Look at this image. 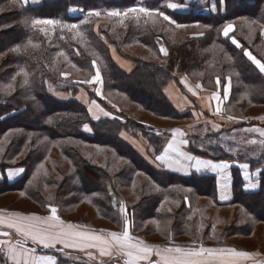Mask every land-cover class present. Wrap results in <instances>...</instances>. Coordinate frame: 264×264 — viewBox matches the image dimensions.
Segmentation results:
<instances>
[{
  "label": "trees",
  "instance_id": "obj_1",
  "mask_svg": "<svg viewBox=\"0 0 264 264\" xmlns=\"http://www.w3.org/2000/svg\"><path fill=\"white\" fill-rule=\"evenodd\" d=\"M172 1L45 0L36 6H23L20 0H0V10L5 9L4 13H0V54L2 52L9 54L5 63L0 66V141L9 137V147L0 157V169H24V174L18 180L11 183L1 182L0 193L17 192L42 207H46V204L52 205L53 200L57 205L69 210V207L77 202L79 194H84L83 187L92 186L91 190H85L88 191L86 197L92 199L95 194L100 193L97 198L92 199V202L90 199V204L96 207L98 216L114 225H119L120 216L108 206L104 195L105 190L98 189V187L103 181L109 182L106 184L109 186L115 183L116 187V180L121 181L120 178H129L126 174L116 177L108 171L88 164L80 153L68 144L69 140L77 139L86 144L115 149L117 153L123 155L122 158L131 164L132 171L136 173L141 172L147 176L146 172H152V174L150 173L152 176L149 178L157 188V192L147 194V196L144 194L141 204L133 206L132 215L140 219L147 218L143 216H148L156 221L170 219V226L162 233L163 236L172 234V237L176 238L182 235L191 237L198 243L227 246L229 244L227 237L249 234L252 231L253 224L251 222L241 226H230L223 230H213L211 223L206 219L205 210L203 213L193 214L195 219L191 221L194 207L191 199L186 196V192L206 197L216 207L223 206L216 201L215 178L212 175L197 174L180 176L153 169L130 145L117 137L118 132L127 130L131 134L136 131L142 132L145 135L148 149H151L155 155H159L165 141L151 135V132L148 135L145 128L132 120L129 115L123 112L125 120L130 121L125 125L117 122H100L94 125V136L88 137L77 131L79 121L77 115H72L81 112V109L73 102L61 103L45 91V83L56 84L60 81L61 70L67 66L86 72L90 71L91 62L96 61L104 85H110L111 89L115 87L118 93L153 115L178 120L181 123L184 115L177 117L173 108L164 100L162 90L170 81H173L175 74L188 76L193 69H197L203 74L205 70L203 64L208 62L207 65H210V68L206 70L209 78L213 80L217 76L225 79L227 76H223L219 72L225 71L226 73L228 70H232L236 75L233 79L236 83L251 84L242 85L241 88L237 87L235 89L236 96L246 95L254 105L264 106V85H255L261 81L264 82V78L243 55V49H247L258 59L264 61V54H258L255 49L258 42H263L261 30L255 31V39L252 40L251 45L243 38L246 34L252 37L246 29V25L251 22L264 29V0H214L217 5L216 12H203L196 5H192L186 12L171 13L166 6ZM180 1L183 0L177 2ZM138 4L153 11L167 12V15L176 24L193 25L197 23L206 27L207 30L201 33V37L185 39L178 44V42L171 43L163 34L165 25H148L139 12L135 13V24L128 29L125 36L114 33L113 26L110 24L113 23L112 20L110 22L100 19L108 12H122L132 7L140 8ZM74 10H80V14L75 15ZM93 12L99 13V15H89ZM34 19H49L61 23L42 31L32 26L31 21ZM228 23H233L232 35L240 42L241 48L235 47L230 40L222 36V28ZM66 24H75L78 27L69 29L62 26ZM168 26L170 29L173 28ZM139 34L142 38L138 36ZM155 37L166 45L167 57H161L155 49L156 45L153 42ZM133 42L153 49L154 55L160 63L146 61L128 52L126 46ZM206 45L211 46L213 50L208 56H201L200 50ZM109 47L115 48L123 57L132 60L133 69L124 72L115 67ZM13 49L18 50L13 51ZM224 56L230 59V63L223 62ZM25 73H27L25 79L27 78L28 85H20L17 92L15 91L11 95L3 93L4 83L7 84L8 81L11 83L16 74ZM244 86L251 87L245 89ZM253 87H256L257 90H253ZM258 88H260V92H258ZM142 97H145L146 100ZM244 126L245 124H239L236 127L240 129ZM129 127L136 130L132 132ZM223 134L225 133L220 134V139L224 141L226 137H221ZM32 135L36 138L45 136L69 160L73 169L63 189L51 196L53 197L51 200L49 198L46 200L41 190L33 188L36 163L42 156L40 151L32 147L25 157L20 158L25 144ZM159 140L160 143H158ZM157 143L158 148L156 147ZM224 149V147H220L219 153L211 150L212 154L219 156H212L207 150L199 151V149L195 150V155L214 160H230L231 157L227 155V151L223 152ZM20 150L22 151L19 152ZM16 158H19V161L12 163ZM232 173L233 201L226 207L238 205L243 210L240 218L248 215L255 221L264 223V170L261 187L255 193L244 192L238 171L234 170ZM45 183L50 187L53 182L51 178H48ZM112 188L115 191L113 185ZM186 199H188L189 206ZM163 202L172 205L177 203L179 210L171 216V213L161 208ZM136 224L133 225V229Z\"/></svg>",
  "mask_w": 264,
  "mask_h": 264
},
{
  "label": "rangeland",
  "instance_id": "obj_2",
  "mask_svg": "<svg viewBox=\"0 0 264 264\" xmlns=\"http://www.w3.org/2000/svg\"><path fill=\"white\" fill-rule=\"evenodd\" d=\"M23 6L25 5L24 0H20ZM43 2V1H42ZM173 2V1H172ZM172 2H169L172 3ZM194 2V5L199 7L203 12L205 10L209 12V9H213V5H215L217 11V5L214 0H183L180 1L179 5L180 10H183L184 7L182 5L186 4V7H189ZM139 5V4H138ZM143 7V5H139ZM207 6L210 8H207ZM167 10L171 13L178 11V6L174 9L169 8L167 4ZM145 8V7H144ZM189 9V8H188ZM187 9V10H188ZM128 10V9H127ZM125 10V11H127ZM150 10V9H149ZM122 11L121 13L125 12ZM153 11V10H151ZM215 11V12H216ZM5 9H1L0 13H4ZM113 12V11H112ZM119 12V11H116ZM138 13V12H137ZM153 13H162L160 10H154ZM167 15V12L163 13ZM135 13H129L127 16H108L103 15L100 19L104 21H113V31L117 33L119 36H125L128 32V29L131 28L135 24ZM140 15H143L140 13ZM168 16V15H167ZM120 19H118V18ZM146 23L148 25L155 24L159 26H163V34L166 35L167 39L171 43L174 42H182L185 39H193L196 37H201V33L207 30L206 27H202L199 24L193 25H184L185 27H177L176 22H174L171 17L170 20L172 23L163 20L162 16L153 15V16H144ZM245 22V21H243ZM252 23V24H251ZM250 24L246 25V29L252 35H244L243 38L251 45L255 38V31L261 30V36L263 42H258L255 46L257 49L258 54H264V29H261L258 24L251 22ZM233 24V23H232ZM172 26V30L169 26ZM180 25V24H179ZM234 26V25H233ZM35 28H39L42 31L48 30L51 28V25H36ZM233 33V32H232ZM232 33L230 34L231 36ZM152 34V33H150ZM149 34V35H150ZM140 38L141 35H138ZM223 36V35H222ZM251 37V38H249ZM133 41V40H132ZM153 42L156 45L157 52L161 57H167L168 50L166 45L163 44L162 40L157 39L156 37L153 38ZM231 42V40H230ZM235 46V45H234ZM253 46V47H254ZM236 47V46H235ZM161 48H164L167 52V55H164L161 52ZM128 52L134 54L137 57H140L146 61H151L155 63H160L159 60L154 55V50L149 49V47L142 46L138 43H131L130 45L126 46ZM110 56L113 61L115 67L123 70L124 72H129L133 69L134 63L132 60H128L123 57L117 50L112 47H109ZM213 48L209 45H206L204 48L200 50L201 56H208L210 51ZM128 54V53H127ZM9 54L6 52H2L0 54V66L5 63V60L9 57ZM93 62H95V67L93 66ZM223 62L230 63V59L227 56H224ZM208 63V62H207ZM204 62V71L203 74L199 72L197 69H193L188 76H178L175 74L173 81H170L162 90V96L164 100L173 108L174 112L178 116L184 115L183 120L179 123L178 120L174 119H165L159 117L157 115H153L150 112H147L146 109L140 107L139 105L130 101L126 96L117 92L116 88H110V85H104L103 78L101 82H93L94 77L96 74L97 68L100 70L99 65L96 61L91 62V69L90 71H80L72 66H67L65 69L61 70L60 74V81L56 84H49L48 82L45 83V91L50 95L53 96L57 101L61 103H75L80 109L81 112L73 113L72 115H77V120L79 124L77 126V131L84 134L85 136L92 137L94 136L95 128L94 125H97L100 122H108L113 123L117 122L121 125L127 124L128 120H125L124 113L129 115L132 120H135L139 125L145 128L146 133L151 134L153 136H157L166 142L169 137H171V133L176 130L180 129L185 135L180 136L182 140H191L189 143L190 146L197 147L199 151L207 150L212 156H219L212 154L211 150L219 153L220 147H224V151L228 156L232 158L239 155V152H242L244 155V160L257 157L256 154L258 150H253V145H257L261 150L264 149V140L263 138H258L257 136H261L260 133L262 130H255L251 127V124L245 123V126L248 128L238 129V126L241 122L234 124V121H240L246 116H250V118L258 119L257 117L260 115H264V106H257L251 103L248 99V96L240 95L236 96L235 89L238 87L241 88L242 85H251L236 83L233 79H235L236 75L235 72L232 70H228L226 73L225 71L219 72L223 76H227L225 79L223 77H219L221 81V86L218 87L216 84V78H209L208 71L206 69L210 68V65H207ZM251 63V61H250ZM252 64V63H251ZM253 65V64H252ZM255 67V65H253ZM255 69H257L255 67ZM258 70V69H257ZM259 71V70H258ZM101 73V71H100ZM260 73V72H259ZM261 74V73H260ZM210 75V74H209ZM264 78V74H261ZM102 77V75H101ZM231 81L230 84V92L228 94V102L225 103L223 106L222 117H227L228 125L227 129H220L219 124V116L218 117H211L206 112L202 111V106L199 103V99L205 102L207 107L210 108L211 105L216 103L215 100L216 96L221 95L223 96V87L227 85L228 81ZM25 75L24 74H16L13 78V81L10 83L9 81L3 84V93L7 95L13 94L15 91L20 88V85H28L24 83ZM183 81V82H182ZM174 83L175 85H172ZM186 83V84H185ZM11 85L9 88L8 86ZM197 85L199 87H197ZM255 85H264V82H260L259 84ZM243 87V86H242ZM245 89L250 88L251 86H244ZM192 89V91H189ZM253 90H257L256 87H253ZM100 92V95L97 92ZM258 92H260V88H258ZM264 97V95H263ZM145 99V97H142ZM143 99V100H144ZM212 99V100H210ZM233 99V100H232ZM146 100V99H145ZM144 100V101H145ZM243 101V103H242ZM218 102V101H217ZM242 103V104H241ZM180 106V108H178ZM101 109L103 111H101ZM107 112L109 115L105 116L104 113ZM124 112V113H123ZM229 117H233L234 119L229 120ZM225 122L222 121V125ZM250 122V121H249ZM243 123V122H242ZM244 124V123H243ZM85 125L88 126L90 131L85 130ZM215 126V127H214ZM188 127H190L189 130ZM131 131H135L133 127H129ZM185 131H183V130ZM222 130H225L222 131ZM128 131V130H127ZM127 131H123L121 133L118 132L117 137L128 145L131 144L124 138V135L130 136L131 138H138L142 141L145 140V135L140 132L136 131L133 134ZM151 132V133H150ZM224 132L226 134V140L220 139V134ZM243 132V134H239ZM260 132V133H259ZM157 133H160L159 135ZM259 133V134H258ZM148 134V135H149ZM188 136V138L184 139L182 137ZM210 135H212L210 137ZM9 137L4 138L0 141V157L6 152L9 147ZM148 138V137H147ZM255 140L256 143L253 144L251 141ZM161 141L159 140L158 143ZM158 143L156 147L158 148ZM259 143V144H258ZM69 145H72L74 149L80 153V155L87 161L88 164L93 165L94 167L100 168L104 171H108L112 175L116 177L126 174L128 178H120L121 181H117V185L115 187V183L112 184L115 191L112 188V185H106L107 181H103L101 185H99L98 189H104V195L107 199L108 206L112 208L115 213H118L120 216V224L114 225L108 221L101 219L97 214L96 207L90 204V197H86L88 191L86 189L92 188V186H84V194L80 195L77 198V202L69 207V210L66 208L61 207V205H57L56 202H53L52 205L46 204V207L39 206L37 203L33 202L32 200L28 199L27 196H23L18 194L17 192L11 193H0V208L6 210H14L20 211L24 214H34L36 216H45L48 215L50 212L48 211L49 206H55L58 208V216L65 224H73L77 226V231H84L87 233H110V232H117L120 233L123 230L124 224V216L121 213V206H126L127 209V218L130 222V234L135 237L143 240L148 245L159 246V247H166L172 245H178L182 247H192L194 244L199 245H213L210 243L204 244L201 242H197L191 239V237H184L180 235L176 238L172 237V234L164 235L162 233L170 226V219L156 221L155 219H151L148 216H143L147 218H135L132 214V208L135 205H140L144 194H152L157 192L155 185L150 180V173H147V176L141 172H134L132 171L131 164L122 158L121 154L117 153L115 149H111L108 147H100L92 144H86L81 142L77 139H71L68 141ZM165 145V144H164ZM163 145V147H164ZM188 145V144H187ZM39 150L41 153V158L37 161L35 172L33 174V188L35 190H41L42 194L46 198V200L53 196L55 193L63 189L64 184L67 182V178L73 172L71 167V163L67 160L62 154L61 151L54 145H52L49 140L45 136H40L38 138L34 137L33 135L29 139V141L25 144L23 151L21 152L20 158L25 157L26 154L29 152L30 149ZM133 148V146H131ZM240 148V149H238ZM243 148V151H242ZM134 149V148H133ZM135 150V149H134ZM163 150V148H162ZM159 153V155L162 153ZM136 151V150H135ZM137 152V151H136ZM138 153V152H137ZM139 154V153H138ZM140 155V154H139ZM149 155L153 158L156 157L151 149H149ZM141 156V155H140ZM261 163H264V156L261 153L260 155ZM19 161V158L13 160L12 163ZM153 169L159 172H168L172 174H177L180 176H188L182 175L177 172H174L170 169L155 167L151 163L148 162ZM11 169V168H7ZM7 169H0V173L5 177V171ZM0 174V175H1ZM1 175V176H2ZM22 177V176H21ZM51 178L52 184L50 187L46 185L45 180ZM3 181H6L4 178ZM2 181V182H3ZM1 183V181H0ZM125 184V185H124ZM186 192V190H185ZM97 193V192H96ZM100 194V193H98ZM95 194L93 198H97L99 195ZM186 196L191 199V203L193 205L194 211H192V215L190 220L193 221V214H198V212H202L205 210L206 219L211 223L213 230H223L230 226H241L251 222L252 231L249 234L243 235H231L227 237V242L229 243L228 246H232L234 248L239 247L246 248L244 250H251L256 255H261L263 257L264 252V223L257 222L253 218L248 215H244V218H240L241 212H243L242 207L238 205L234 206H221L216 207L211 201H209L206 197L196 196L195 194H190L186 192ZM67 197V196H66ZM53 198V197H52ZM92 198V199H93ZM91 199V202H92ZM189 199V200H190ZM47 202V201H46ZM186 203L188 204V199H186ZM43 205V204H42ZM161 208L167 210L171 213V216L179 210V206L177 203L172 205L170 203L163 202L161 204ZM8 210V211H9ZM238 216V217H237ZM142 220V221H141ZM136 227L133 229V225ZM214 242V241H213ZM192 246H191V245ZM190 245V246H188ZM28 246V244H27ZM198 246V245H197ZM217 245L214 244V247ZM29 247V246H28ZM224 247V246H219ZM254 247V249L252 248ZM42 248V247H39ZM59 248V246H58ZM44 249V248H43ZM39 249H37L38 251ZM41 251V250H40ZM45 253H40V255H51L54 256L57 260V264H117L115 259H112L108 256L100 257L99 251L97 249H86V250H78L73 248L63 249L62 251H58L57 249H49L44 250ZM250 251V252H251ZM89 253H91L92 257L95 259H90ZM0 264H7V262L0 257ZM120 264H123V258H121Z\"/></svg>",
  "mask_w": 264,
  "mask_h": 264
},
{
  "label": "snow or ice",
  "instance_id": "obj_3",
  "mask_svg": "<svg viewBox=\"0 0 264 264\" xmlns=\"http://www.w3.org/2000/svg\"><path fill=\"white\" fill-rule=\"evenodd\" d=\"M177 5L170 3L169 8H175ZM215 5H213V9ZM142 13L144 16L159 15L163 20L172 23L170 18L163 13H153V11L140 7H132L127 11L121 12H108V16H127L129 13ZM89 15H99V13L93 12ZM87 22V21H85ZM60 21L49 19H34L31 21L33 27L36 25H60ZM69 29L77 28L78 25L66 24L62 25ZM177 27H185L184 25H176ZM234 31L232 23L225 24L222 28V35L225 39L231 40V43L237 48H241L242 45L230 33ZM18 49H13L17 51ZM161 52L167 55L164 48H161ZM63 55V53H60ZM243 55L251 61L253 65L259 70L261 74H264V61L258 59L247 49H243ZM95 67V62H93ZM27 77V73L24 74ZM102 77L100 70L97 68L93 82H101ZM183 82V81H182ZM28 83L27 78L24 81ZM218 87L221 86L219 77L216 80ZM230 78L228 85L223 87V95L226 97L230 92ZM9 88L11 85L8 86ZM192 91V89H189ZM100 95V92H97ZM219 101L220 97H215ZM101 111H103L101 109ZM219 107L216 108V113H219ZM105 116L109 113L105 112ZM234 119L229 117V120ZM85 130L90 131L87 125L84 126ZM215 127V126H214ZM158 135L160 133H157ZM185 135L180 129H176L171 133L172 139L167 143L163 149V153L157 155L155 159L162 164H167L169 168L174 170H181L185 166L181 163L183 161H195L194 167L197 172L202 169H211L214 172L223 173L230 167L227 162L213 163L209 160L197 159L191 155L186 154L180 150V145H186V140H177L176 137ZM261 136H264V131H261ZM251 143L255 144L253 140ZM264 143V142H262ZM170 153H175L176 157L180 159H174L170 156ZM242 169H249V164L244 163L239 165ZM20 173L24 169L18 170ZM260 169H257L254 175H259ZM11 175V173H10ZM245 179L249 181L245 185V190L254 188L256 185L251 183V177L249 174H245ZM23 194V193H22ZM51 200L52 197H49ZM48 211L50 215L47 217L40 216H19L17 214H9L8 216H0V253L5 255L12 261V264H57V260L54 256H37L36 247H28V241H31L33 245L43 247L44 249H57L62 251L63 249L73 248L78 250L97 249L100 257L108 256L117 261L120 264L121 258H123V264H238V261L243 258H250L252 254L242 251H237L231 248H206L201 245H193L192 247H182L178 245H172L169 247H159L146 244L143 240L135 238L130 234V222L127 218L126 206H121V213L124 216L123 230L120 233L110 232L107 234L100 233H87L84 231H77V226L73 224H65L64 221L58 216V208L55 206H49ZM58 246H60L58 248ZM90 259H95L89 253ZM155 257V258H154Z\"/></svg>",
  "mask_w": 264,
  "mask_h": 264
},
{
  "label": "crops",
  "instance_id": "obj_4",
  "mask_svg": "<svg viewBox=\"0 0 264 264\" xmlns=\"http://www.w3.org/2000/svg\"><path fill=\"white\" fill-rule=\"evenodd\" d=\"M24 1H25L24 2L25 5L36 6V5H39L40 3H42V1H45V0H24ZM177 1L178 0H173V2H172L173 4H176L178 6V11H176V12H186V11L190 10L192 5H194V2L189 3V4H192L189 7H186V4H184V5H182L184 7V9L180 10L179 9L180 8L179 5H181V4H179V2H177ZM207 8H210V6L209 7L207 6ZM209 10L210 11H215V9H209ZM205 11H207V10H205ZM73 13L75 15H78V14H80V10H74ZM171 84L175 85L174 83H171ZM227 85H228V83H227ZM197 87H199V86L197 85ZM219 97H220L219 101L218 102L216 101V103L211 105L210 108L207 107L205 104H203L205 102V100L202 101V100L199 99V103L202 106V111L206 112L209 116H211V117H213V116L218 117L219 116V121H220L219 127H220V129H224V128L227 129L228 119H227V117H225V118L222 117V112H223V106L225 105V103L228 102L227 101L228 100V95L226 97L224 95L223 96L219 95ZM210 100H212V99H210ZM215 100H217V99H215ZM217 107H219V109H220L219 113H216V108ZM178 108H180V106H178ZM248 118H250V116H246V118H243L240 121H234L233 123L234 124H237L239 122H241L240 124H243V123L244 124L245 123L250 124V123H252L251 124L252 128H254L257 131L259 129L264 131V115L258 116L257 117L258 119H256V118L255 119H253V118L248 119ZM224 120H225V122L223 123L224 125H222V121H224ZM244 127L248 128L247 126H244ZM243 128H240V129H243ZM189 129H190V127H188L187 130H189ZM222 131L225 132V130H222ZM239 134L241 135V134H243V132H240ZM188 136H190V135L186 134V136H184L182 138H184V139L186 138L187 139ZM221 137H226V135L223 134ZM257 137L258 138L261 137V138H263L262 140H264V136H257ZM124 138L131 144V146H133V148L147 162L151 163L155 167L157 166V167H160L162 169L163 168H165V169L168 168V169H170V170H172L174 172H177V173L182 174V175H188V176L191 175V174L212 175L215 178V197H216V201L220 205L226 206V205H229L233 201L234 188H233V173L232 172L234 170L238 171V175L241 178L242 189H243L244 192H246V193H255L261 187V180H262L261 177H262V172L264 170V163H261L260 155L262 153L263 156H264V149L260 152L261 149L257 145H253V150H255V151L258 150V152L256 153L258 155L257 157L255 156L253 158H249L248 160L247 159L244 160V155L245 154L243 155L242 152H239V155H237L236 157H234V158H232L230 160H223V159L214 160V159H211L209 157L203 158V157H199V156L195 155V150L197 149V147H192V148H194V149H192L190 147V145H189L191 140H188L187 141L188 145L187 144L186 145H183V144L180 145V150L181 151H183L186 154L191 155V156H193V157H195L197 159L209 160V161H212L213 163L227 162L230 165V167L228 169H226L223 173L214 172L211 169H202L201 171L197 172L195 170V167H194L195 161L189 162V161L181 160V163L185 167L182 168L181 170L177 171V170H174L175 166H173V168H169L167 166V164H162L161 162L157 161L155 159V157L153 158L151 155H149V149H148V146H147L145 141H142L141 139H138V138H131L130 136H127V135H124ZM171 139H172V137H169L168 140L166 142H164L165 145H164L163 149L166 147L167 143ZM176 139L178 141L182 140L180 137H176ZM238 149H240V148H238ZM242 151H243V148H242ZM162 153H163V150H162ZM169 155L172 156L174 159H180L179 157L175 156V153H170ZM244 163H248L249 164V169L245 170V169H242L239 166V165L244 164ZM251 164H253V165H251ZM19 169H21V168L7 169L5 171V177H4L6 179V181L11 183V182H14V181L18 180L24 174V171L22 173H20L18 171ZM257 169H260V174L259 175H254V173H256ZM10 173H11V175H10ZM246 173L250 175L251 183L256 185L254 188H249L248 190H245V185L249 183V181H247L245 179V174ZM1 175H0V181L2 182L4 178H3V175L2 176ZM8 210L0 208V216H5L6 217L9 214H17L19 216H33L34 215V214H32V215L24 214V213H21L20 211H14V210H9L8 211ZM49 215H50V213L48 215L40 216V217H47ZM0 239H3V237H0ZM27 244H28L29 247H36L37 249H39L36 252L37 256H44V255H40V253H45L46 251H44V250H49V249H43V247L39 248L40 246L33 245L31 241H28ZM190 245H188V246H190ZM194 245H199V244H194ZM203 246L206 247V248H215V249L231 248V249H235L237 251H242V252H247V253L252 254L250 258L240 259L238 261V264H264V252H263V255H262L263 257H261V255H259V254L256 255L251 250H244L246 248H244V249L242 248V250H241V249H239V247L234 248V247H232L230 245L229 246L227 245V246H224V247H219V246L214 247L213 245H210V246L203 245ZM166 247H169V246H166ZM188 248H190V247H188ZM252 248L254 249V247H252ZM0 257H1L2 260L4 259L7 262V264H12V261L5 255V253H0ZM214 264H215V262H214Z\"/></svg>",
  "mask_w": 264,
  "mask_h": 264
}]
</instances>
